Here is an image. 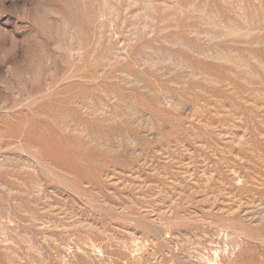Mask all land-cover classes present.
<instances>
[{"label": "rangeland", "instance_id": "obj_1", "mask_svg": "<svg viewBox=\"0 0 264 264\" xmlns=\"http://www.w3.org/2000/svg\"><path fill=\"white\" fill-rule=\"evenodd\" d=\"M0 264H264V0H0Z\"/></svg>", "mask_w": 264, "mask_h": 264}]
</instances>
